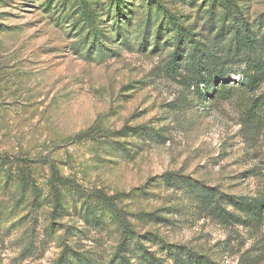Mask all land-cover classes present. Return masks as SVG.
I'll list each match as a JSON object with an SVG mask.
<instances>
[{"label":"rangeland","instance_id":"1","mask_svg":"<svg viewBox=\"0 0 264 264\" xmlns=\"http://www.w3.org/2000/svg\"><path fill=\"white\" fill-rule=\"evenodd\" d=\"M219 33L226 55L198 85L188 48ZM222 85L235 87L228 99ZM126 127L162 137H119ZM0 157L28 164L39 189L0 184V264H60L70 252L120 264L119 221L109 210L100 226L83 216L96 192L167 264L176 246L214 264H264V209L259 223L219 224L163 181L181 174L264 197V0H0Z\"/></svg>","mask_w":264,"mask_h":264},{"label":"trees","instance_id":"2","mask_svg":"<svg viewBox=\"0 0 264 264\" xmlns=\"http://www.w3.org/2000/svg\"><path fill=\"white\" fill-rule=\"evenodd\" d=\"M87 16V23L93 29L95 28L96 18L90 12L85 11ZM237 27V26H236ZM190 36V32L187 33ZM194 37L192 35L190 38ZM222 33H219L214 38L208 37L204 43H195L192 48H188L189 55L185 60H190L191 65L189 70L192 73V81L200 84H205L206 87L211 84L215 72L218 70L220 61L222 57L226 55L224 52L225 48H222L220 42L222 40ZM180 37L176 41L175 45L178 48L176 53V59L174 60V66L178 65V62L184 59L183 49L184 42L181 41ZM145 41V39H144ZM244 44L245 46H252V41L247 38L246 41H238L237 44ZM231 51L229 50L228 53ZM100 53L104 54L101 50ZM225 80V76H221ZM256 81V75L254 77L253 83ZM235 87L220 86V89H216V92L222 94L225 99L230 96L229 91ZM85 135L82 136L84 138ZM91 136V135H87ZM119 137H136L139 140L149 138L153 140L154 138H161L162 135L148 128L141 127H126L124 128ZM119 144V143H118ZM124 154L125 157L132 158L133 154L131 148L122 145H118V148ZM116 149V150H117ZM22 160L13 162L8 157H0V184L2 183L4 177L6 178V185L4 188L8 189L9 184L12 185L13 182L18 184V188L22 192L32 191L33 195L38 198L39 189L33 182V177L30 168L27 165L21 164ZM55 183L53 182V188L58 192L57 201L61 204L63 195L59 192L63 180L59 175H55ZM163 181L166 185L171 188H176L185 193L186 199L189 203L195 207L199 212L206 213L211 216L219 224H228L230 221H237L242 225L248 226L250 224L259 223L262 221L263 209H264V197L260 199H238L234 196H228L223 194L220 190L214 189L212 187L206 186L204 183L199 181H193L189 177L183 176L181 174L168 173L164 175ZM83 196V195H82ZM110 196L100 192H96L92 197H90V202L87 203L84 208V217L88 222H92L96 226H100L103 223V214L107 210L111 212V215L116 221L122 226V236L123 240L121 242V253L118 257L120 264H131L128 258L123 253L131 254L141 260V264H167V261H161L160 258L149 254L142 243L135 241V232H133L123 218L122 213L117 209L115 202L112 201ZM233 205L234 212L236 214L231 215L227 212V207ZM101 214L100 216H98ZM3 218V213L0 211V224ZM155 221L160 220L159 216H154ZM164 246V243H162ZM175 250H169L170 264H214L210 260L205 259L203 256H199L196 253L182 249L181 247H174ZM80 253H66L63 258H61L60 264H89L88 259H82ZM76 262V263H75Z\"/></svg>","mask_w":264,"mask_h":264}]
</instances>
